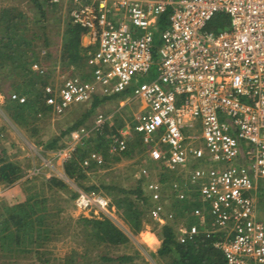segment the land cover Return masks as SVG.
Instances as JSON below:
<instances>
[{
	"label": "built area",
	"instance_id": "1",
	"mask_svg": "<svg viewBox=\"0 0 264 264\" xmlns=\"http://www.w3.org/2000/svg\"><path fill=\"white\" fill-rule=\"evenodd\" d=\"M65 2L88 41L81 67L70 61L60 82L43 86L46 104L62 115L129 90L126 102L139 105L112 132L104 127L114 126L115 111L98 109L89 125L69 130L58 157L71 160L95 135L108 140L110 156H128L134 148L131 176L148 199L151 219L171 225L180 243L214 238L223 254L215 264H264V0ZM218 14L228 23L210 28ZM31 68L48 70L38 61ZM143 75L150 78L140 82ZM10 98L27 96L13 91ZM108 162L102 149H89L81 165L88 172ZM111 169L121 173L115 163ZM17 183H0V197L16 201ZM110 202L84 188L75 198L81 209L101 212Z\"/></svg>",
	"mask_w": 264,
	"mask_h": 264
},
{
	"label": "rangeland",
	"instance_id": "2",
	"mask_svg": "<svg viewBox=\"0 0 264 264\" xmlns=\"http://www.w3.org/2000/svg\"><path fill=\"white\" fill-rule=\"evenodd\" d=\"M40 1L43 3V16L33 0H0V9L17 8L21 13L19 15L21 18L20 22L26 25L24 27L26 28L25 30L22 29L23 31L17 33L20 35L18 38H21V40L24 38L31 40V43L36 47L37 51L41 52V55L48 51L52 52L49 59L39 56V60H41L43 65L48 67L49 77L47 81L56 83L60 82L64 75L67 74L70 62L69 58H64L63 53V32L68 19H70L69 3L61 0V3H58L57 6H52L49 5L50 2L48 0ZM224 16L228 18L225 14H219L214 21L210 22L209 26L214 25ZM2 31L4 30L2 29ZM47 41L48 46L45 45ZM159 44L160 39L157 36L156 45ZM82 64L83 62H78L77 68H80ZM153 69L154 74L151 76H155L156 74V68L154 67ZM149 78L150 75H143L139 77V81L141 82ZM12 79V77L4 78L0 75V83H2L6 90V93L0 91V150L2 147L6 148L11 159L17 160L22 166L23 176L14 182L15 184L18 182L17 184L22 187V193L19 194L16 201H9L8 198L0 197V206L3 202L14 204L25 200L28 190L38 193L39 198L45 199L46 208L49 212H58V214H54L51 217L59 232L54 235L52 240L38 248L41 251L40 253L35 252L36 248H33L30 252H9V254L1 253L0 250V264H72L67 260V256L70 254L74 258L79 256V259L85 262L97 260L106 253L118 256L123 253L134 254L136 251L139 252V255L135 257L134 261L138 264H172V257H165L158 252L163 240L162 224L149 219V215L145 213L142 218V229L137 231L135 224L129 220L124 209L119 208L115 201V197L123 196L125 193L111 192L101 186L102 184H118L123 187L135 185L131 176V172L135 167V163L133 162L135 156L133 144H131V148H133L131 154L128 156H118L119 158H114V156L108 154L107 157L111 163L108 162L105 167H100L95 171L88 170L87 178L83 179L86 185H100L101 187L98 189V192H101L111 200L110 205L103 212L96 208L81 209L76 205L75 199L70 198L71 192H69V189H76L78 191L82 187L77 181L68 176L65 162L57 155L58 150L66 139V135L63 136L62 133L74 125L85 113H87V119L82 123L85 125L91 123V117L98 109L104 110L107 113L115 111V117L120 120L118 123L123 122L124 125L126 118L132 115L133 111L138 107L139 102H135L133 98L126 102V99L129 96L131 97L130 93H128L123 97L104 100L93 110L91 109L92 102H89L82 105H74L62 115H58L52 110L47 113L41 112L29 124L21 125L10 114L12 106L7 96L13 92L9 86ZM27 96L29 97L30 95L27 94ZM90 109L91 111H89ZM33 127L37 130H34ZM55 137L62 138H60L57 146L48 148L46 146L47 143ZM91 144L95 145L96 140H91ZM114 163L120 166L121 173L116 174L111 169ZM35 168L39 172L26 176L29 169ZM48 175L50 177L57 176L62 178L69 188L59 189L50 187L47 181L49 179ZM259 183L261 191H264V178H261ZM10 195L13 197L12 192H10ZM139 203H141V207H144L142 201H139ZM103 215L110 217L130 239L119 247L113 246L107 248L103 243L99 246H90L89 250L83 226L79 219L82 216L102 217ZM114 264L119 263L115 262Z\"/></svg>",
	"mask_w": 264,
	"mask_h": 264
},
{
	"label": "trees",
	"instance_id": "3",
	"mask_svg": "<svg viewBox=\"0 0 264 264\" xmlns=\"http://www.w3.org/2000/svg\"><path fill=\"white\" fill-rule=\"evenodd\" d=\"M33 1L36 3L38 10L42 12L43 16V3L40 0ZM49 5L57 6L58 4L49 3ZM19 15H21V13L17 8L0 9V75L4 78H13L11 83H9L11 90L15 92L20 91L18 93L25 94L26 96L27 94L30 95L29 97L27 96L24 102L11 99L10 93L7 96L12 106L11 116L19 124L27 125L31 120L37 118L39 113H47L52 110L51 107L46 104L43 93H41L43 86L47 83L49 70L45 73H39L31 68V64L34 61L43 64L41 60H39V56H44L49 59L52 52L48 51L41 55V52L37 51L36 47L31 43V40L26 38L21 40V38H18L20 35L17 33L26 29L24 28L26 25L20 22L21 18ZM218 15H216L212 21H214ZM226 23H228V18L224 16L221 17L217 23L211 25L210 28H220L225 26ZM2 29L4 31H2ZM85 32L86 29L84 27L74 23L71 18L68 19L63 32L64 58H69V61L74 62L82 61L84 58L83 51L86 49V46L82 43V36ZM45 45L48 46V41L45 42ZM153 71L154 69H152V72ZM0 91L6 93L2 83H0ZM129 92L128 90L120 94L119 97H123ZM104 100H106V97L96 98L91 103V109L93 110ZM91 109L89 111H91ZM86 119L87 113L79 118L74 125L64 131L62 133L63 136L66 135L70 129L84 123ZM114 120V126L105 125V132H112L116 128L123 126V122L118 123L120 120L117 117H114ZM34 130L37 129L34 128ZM60 138L55 137L49 141L46 146L48 148L57 146ZM91 139L96 140L95 145L91 144V141H89L90 145L88 148L82 149L76 154V157L65 162L66 173L70 178L77 181L86 191H99L98 189L103 186L111 192L116 191V193H125L123 196L115 197L116 204L119 208L124 209L129 220L135 224L136 230H141L142 218L145 213L148 214L149 202L147 197L144 196L140 184L131 187H123L118 184H102L101 186L94 184L86 185L83 182V179L87 178V169L81 165V160L89 149H102L106 156L109 154L108 140L104 136L95 135ZM114 158L119 157L114 156ZM98 168V166L93 164L88 169L95 171ZM22 176L23 168L20 163L17 160L11 159L7 149L2 147L0 150V183L11 184ZM47 181L52 188H69L68 184L57 176L49 177ZM69 192H71V199H75L78 195L76 189H69ZM133 194L135 195L134 198ZM139 201H142L144 207H141ZM45 203V199L39 198L38 193H33L29 190L23 201L14 204L2 203L0 206L1 253L30 252L33 248H36V253H40L41 251L38 248L44 246L48 241L53 239L54 235H56L59 230L56 229L51 216L58 214V212H49ZM149 219H151V217H149ZM79 221L83 226V232L85 233V239L89 245V250L90 246H99L103 243L107 248L113 246L119 247L121 244L127 243L130 239L129 236L107 215H103L102 217L82 216ZM162 238V244L158 252L165 257H172V264H215L220 263L223 259L221 249L214 246V238L209 239L201 237L196 243H180L176 239L173 227L168 224L162 225ZM70 255L67 256V260L72 264H114L115 262L119 264H138L134 260L135 257L139 255V252L136 251L134 254L123 253L118 256H112L106 253L97 260L85 262L79 259V256L74 258Z\"/></svg>",
	"mask_w": 264,
	"mask_h": 264
},
{
	"label": "crops",
	"instance_id": "4",
	"mask_svg": "<svg viewBox=\"0 0 264 264\" xmlns=\"http://www.w3.org/2000/svg\"><path fill=\"white\" fill-rule=\"evenodd\" d=\"M87 39H88V36H86V35H83L82 36V43L84 45H86V43L88 41ZM115 97H119V95L118 96L115 95V96H112V97H106V100L105 101L110 100V99H114ZM260 213L264 217V204H261V212Z\"/></svg>",
	"mask_w": 264,
	"mask_h": 264
}]
</instances>
